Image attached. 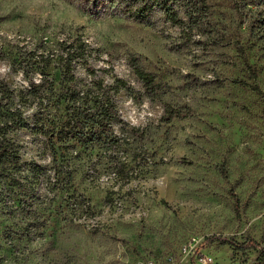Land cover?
Instances as JSON below:
<instances>
[{"label": "rangeland", "instance_id": "374dc122", "mask_svg": "<svg viewBox=\"0 0 264 264\" xmlns=\"http://www.w3.org/2000/svg\"><path fill=\"white\" fill-rule=\"evenodd\" d=\"M181 4L183 26L125 0H0V79L20 94L51 72L9 134L19 160H0V264H264L250 245L264 247V0ZM69 37L87 44L83 104L50 60ZM118 79V116L98 129L91 99ZM164 102L191 114L167 122ZM66 118L74 136L57 133Z\"/></svg>", "mask_w": 264, "mask_h": 264}, {"label": "trees", "instance_id": "16d2710c", "mask_svg": "<svg viewBox=\"0 0 264 264\" xmlns=\"http://www.w3.org/2000/svg\"><path fill=\"white\" fill-rule=\"evenodd\" d=\"M183 0H125L126 10L136 18L140 20H148L152 11L155 8H160L164 13L167 20L171 23L179 26L185 24L184 18L180 15V6ZM198 12V9L190 8L186 10V15L190 19H194V13ZM87 44L83 42L79 37H74L70 39H63L58 41L57 45L51 47L49 54L51 55V61H57L63 72V82L68 81L72 83L70 86L71 94L70 100L73 102H79L80 98L83 97L91 87L79 88L77 84V74L75 70V64L84 51H86ZM50 61L44 63L41 68V73L43 78L41 81L36 83L34 80L30 81V88L23 90L20 94H15V91L10 87V85L4 80L0 79V160H8L10 158H15L19 160L18 152L13 148V144L9 138V134L16 127L25 128L28 127L30 116L26 114V103L29 101L30 97L41 98L40 88L43 86V82L50 72ZM134 70L140 80L143 82L145 88L151 93L157 95V89L159 88V82L156 80V75L154 72L145 69L143 66L134 63ZM99 90L104 88L102 82H98L96 86ZM126 81L118 79L116 84L110 87L113 92L109 90L103 91L102 95L98 98L91 99L95 105L99 108V113L94 117H86L94 123L98 129L106 130L111 126V122L114 119L113 115H117L115 112L113 96L121 88H128ZM82 93V94H81ZM18 98V99H17ZM17 99V100H16ZM43 99V97H42ZM22 101V103H20ZM89 100H87V103ZM86 103V102H84ZM80 104V106H82ZM163 116L162 119L169 122L174 118H186L190 116V111L184 110L180 107H174L168 102H164L163 105ZM44 107L38 108L37 112L33 114V119L35 120V125L39 127L45 116ZM74 126L71 124V118H66L65 120H60L57 133L69 137L74 136ZM73 133V134H72ZM35 170L40 169L39 164H34ZM207 241H221L227 242V238L213 234L209 236ZM250 245L254 247H259L261 252L264 254V247L260 246L254 240H250Z\"/></svg>", "mask_w": 264, "mask_h": 264}]
</instances>
